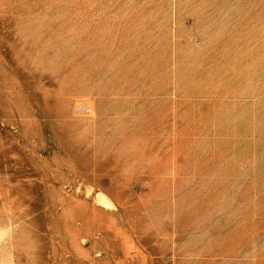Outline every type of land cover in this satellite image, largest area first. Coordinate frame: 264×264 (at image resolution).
Here are the masks:
<instances>
[{
  "label": "rangeland",
  "instance_id": "rangeland-1",
  "mask_svg": "<svg viewBox=\"0 0 264 264\" xmlns=\"http://www.w3.org/2000/svg\"><path fill=\"white\" fill-rule=\"evenodd\" d=\"M0 264H264V0H0Z\"/></svg>",
  "mask_w": 264,
  "mask_h": 264
}]
</instances>
